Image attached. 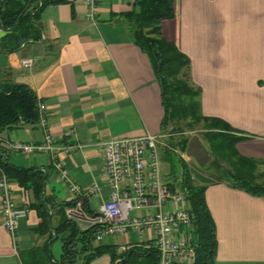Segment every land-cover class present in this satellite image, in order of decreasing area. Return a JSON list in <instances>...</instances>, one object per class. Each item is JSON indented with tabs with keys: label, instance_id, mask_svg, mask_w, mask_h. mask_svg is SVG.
<instances>
[{
	"label": "crops",
	"instance_id": "1",
	"mask_svg": "<svg viewBox=\"0 0 264 264\" xmlns=\"http://www.w3.org/2000/svg\"><path fill=\"white\" fill-rule=\"evenodd\" d=\"M133 1L96 0L94 20L88 18L86 0L49 3L40 13L39 39L0 50V87L7 92L22 83L35 92L38 103L46 105L43 113L56 147L48 154L6 147L15 140L40 143L44 130L38 118L19 120L0 133L11 165L45 175L42 193L53 205L48 224L42 225L34 191L9 179L12 198L29 211L12 238L2 225L0 199V264H59L62 242L56 228L71 218L68 210L80 202L95 215L109 197L102 143L161 132L159 84L122 16ZM173 6L174 16L163 21L162 31L190 58L203 114L222 119L233 135L243 136L237 150L260 160L264 171V0H174ZM4 35L0 25V42ZM30 56L32 67H23L21 59ZM68 145L74 147L65 151ZM205 199L216 227L214 264H264V195L216 182L207 186ZM153 235L144 228L103 241L120 251ZM89 264H111V257L104 253Z\"/></svg>",
	"mask_w": 264,
	"mask_h": 264
},
{
	"label": "trees",
	"instance_id": "2",
	"mask_svg": "<svg viewBox=\"0 0 264 264\" xmlns=\"http://www.w3.org/2000/svg\"><path fill=\"white\" fill-rule=\"evenodd\" d=\"M60 0H0V25L5 35L0 50H16L29 39L41 36L40 13L49 3ZM174 0H134L131 9L122 16L133 33L135 44L144 51L151 63L159 84L164 115L162 130L184 132L198 128L201 141L209 145L210 160L200 166L211 172L204 180L196 181L190 173L186 160L182 159V173L173 185L178 184L192 215V238L194 258L190 264H214L217 251L216 227L205 199L208 185L224 182L252 195H264V171L259 170L261 161L242 155L236 144L243 136L233 135L228 124L201 112L200 90L190 81V59L162 31L163 21L174 16ZM38 99L26 84H14L10 90L0 87V133L19 120L35 121L38 118ZM184 121L183 127L180 122ZM201 121L211 125H199ZM177 126L179 129H174ZM189 138L179 143V153H185ZM0 167L10 180L31 188L37 196V210L41 224L47 225L52 203L45 197V175L36 168H19L8 162V154L0 145ZM63 214L62 208L59 209ZM98 213V212H97ZM95 213V214H97ZM103 228L94 224L82 229L71 218H63L56 233L62 242L59 264H89L95 257L108 253L111 264H158L159 253L151 240L117 251L116 246L104 241L95 242L96 234Z\"/></svg>",
	"mask_w": 264,
	"mask_h": 264
},
{
	"label": "built area",
	"instance_id": "3",
	"mask_svg": "<svg viewBox=\"0 0 264 264\" xmlns=\"http://www.w3.org/2000/svg\"><path fill=\"white\" fill-rule=\"evenodd\" d=\"M95 1L86 0L90 20H94L96 15ZM33 63L34 58L31 56L21 59L25 68L32 67ZM45 109V104L38 105V121L44 130L40 143L15 140L6 142L8 149L30 154H48L56 150L43 113ZM163 136L148 132L104 141L103 160L109 197L95 215L87 214L80 202L68 213L85 228L102 224L103 228L95 237L98 241L109 236L115 238L124 235L129 230L140 233L144 228H151L154 235L150 240L159 253L158 264H190L194 258L192 215L181 187L173 185L174 181L164 180L160 173L157 142ZM73 147L68 145L64 149L68 151ZM62 177H65V173ZM72 190L77 191L78 187L73 186ZM0 199L2 225L14 238L20 220L27 216L29 209L27 206H17L12 198L9 178L1 167ZM134 210H138L139 214L131 215ZM119 248L124 251L128 246Z\"/></svg>",
	"mask_w": 264,
	"mask_h": 264
},
{
	"label": "rangeland",
	"instance_id": "4",
	"mask_svg": "<svg viewBox=\"0 0 264 264\" xmlns=\"http://www.w3.org/2000/svg\"><path fill=\"white\" fill-rule=\"evenodd\" d=\"M189 75H190V81L193 83L194 86L198 87V89L200 90V102H201V88L197 86L193 81L192 73H191V61H190ZM201 112H202V108H201ZM184 121L185 120H182L180 122L181 127H183ZM207 124L211 125L210 122H205V121H201L199 123V125H207ZM174 129H179V128L175 126ZM160 131L161 132L159 134H164V136L159 138L157 142L160 173L163 176L164 180L175 181L178 177L181 176L182 167H183L181 154L179 153L178 150V148L180 147L179 144L176 143L177 142L179 143V141H181L183 138L186 137L190 139L193 135H198L200 137L201 131L198 128H195L193 130H185L184 132H178L176 130L172 131L170 128L168 129L166 128L165 130H162V127ZM203 143L206 149L209 151L208 143L204 140ZM183 155H184L183 156L184 160H186L188 169L190 170V173L195 177L196 181L205 183L204 180H207V177L211 175V172L202 171V168L196 163V161L193 158L187 156L186 153H183ZM259 170L262 171L263 169L262 168L260 169L259 167ZM137 212L138 211L134 210L133 212H131V215L134 216Z\"/></svg>",
	"mask_w": 264,
	"mask_h": 264
},
{
	"label": "water",
	"instance_id": "5",
	"mask_svg": "<svg viewBox=\"0 0 264 264\" xmlns=\"http://www.w3.org/2000/svg\"><path fill=\"white\" fill-rule=\"evenodd\" d=\"M186 154L193 158L199 166H204L211 158L198 135H193L189 139L186 147Z\"/></svg>",
	"mask_w": 264,
	"mask_h": 264
}]
</instances>
